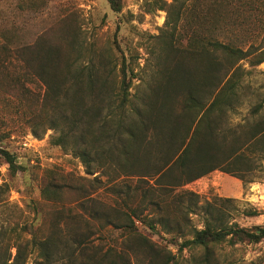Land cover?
Returning a JSON list of instances; mask_svg holds the SVG:
<instances>
[{"label": "trees", "instance_id": "trees-1", "mask_svg": "<svg viewBox=\"0 0 264 264\" xmlns=\"http://www.w3.org/2000/svg\"><path fill=\"white\" fill-rule=\"evenodd\" d=\"M108 2L114 11L122 10V0ZM188 3L186 6L183 2L176 12L168 10L165 26L171 30L164 28L157 36L166 50L160 71L165 81L157 87L150 86L139 105L132 102V80L127 79L125 69L110 90L107 78L100 75L92 62L74 68L75 60L70 52L63 53L64 46L70 50L76 48L73 35L63 39L41 36L32 44L15 48L10 47L9 40L0 43V104L16 110L23 107V118L31 123L35 134H39L40 127L42 134L48 129L56 130L58 134L52 136L51 143L72 148L90 175L97 171L92 165L94 157L100 153L102 160L104 151L108 152V159L101 161V165L104 164L109 174L150 168L142 163L143 158L150 156L142 142L149 129L166 139L164 153L160 156L162 163L151 167L155 169L156 179L169 185L182 186L214 170L236 176L251 171L254 157L246 152H254L256 148L264 150V122L235 129H223L222 122L233 104H238L239 77L244 71L242 62L251 66L263 63L264 49L259 50L253 43L245 49L206 36L233 16L232 0H188ZM182 16H188L192 30L185 46L177 44L174 34ZM15 59L23 73L22 70L16 74L8 72L9 63ZM221 71H224L220 74L222 77L217 74ZM178 73L188 81L178 82L181 84L178 88L184 89L186 96L182 112L175 118L168 106L167 88L168 80ZM35 79L45 86L41 95L34 94L28 86V82ZM111 93L113 99L104 107L102 101ZM15 99L18 103L13 102ZM263 106L264 100L253 110L259 112ZM184 115L189 117L188 122ZM0 159L8 165L12 175L24 168L17 156L7 149L0 148ZM97 179L98 176L86 179L71 173L63 177L52 171V179L45 183L41 195L45 200L56 202L61 201L62 192L78 191L85 199L91 191L89 183L93 187ZM130 192H126L129 197ZM143 197L145 201L147 195ZM217 201L231 202L229 198L206 201L207 217L203 227L192 228V237L179 243V250L186 247L204 250L202 260L191 264H211L214 246L218 243H255L264 239V226L246 228L230 223L231 215L217 206ZM149 204L153 212L146 215L138 213L136 208L129 212L117 208L115 215L95 213L93 216L100 226L94 223L92 233L64 237L60 221L74 217L75 214L69 213L71 208L62 206L40 215L37 201H30L27 206L34 213L33 217L27 213L23 225H16L23 239L11 243L7 240L9 229L0 226V264H132L129 251L134 248L147 251L152 256L151 264L155 260L156 264H171V256L167 257L162 247L140 230L136 220L151 230L160 226L168 233L181 229L182 220L166 203L152 200ZM101 227L121 230L122 241L118 245L110 243ZM97 232L99 241L95 243L92 236Z\"/></svg>", "mask_w": 264, "mask_h": 264}, {"label": "rangeland", "instance_id": "rangeland-1", "mask_svg": "<svg viewBox=\"0 0 264 264\" xmlns=\"http://www.w3.org/2000/svg\"><path fill=\"white\" fill-rule=\"evenodd\" d=\"M183 2L186 6L189 4L188 0H122V10L116 12L111 9L108 0H0V43L9 40L10 47L15 48L32 44L41 36L63 39L66 35H73L76 37V48L70 50L64 46L63 53L70 52L75 60L74 68L92 62L100 75L107 78L110 90L117 84L116 79L121 78L122 69H125L127 79L132 80V102L139 105L150 86L157 87L165 81L160 71L166 50L157 36L164 28L171 30L165 26L168 10L176 12ZM244 2L232 0L233 16L227 22L220 23V28L207 32L206 36L245 49L253 43L262 50L264 0ZM188 19V16H182L174 30L179 46H185L191 35ZM242 65L244 71L240 72L239 77V101L224 116L223 129L264 122V106L259 112L253 110L264 100V62L251 66L243 61ZM8 70L10 74L21 73V70L23 73L16 59L9 63ZM217 74L223 75L224 71ZM180 81L188 80L180 73L168 80L170 86L167 95H170L171 101L168 106L175 118L182 112L186 96L184 89L178 88ZM28 86L36 95H41L45 90L42 81L36 79L28 82ZM112 97V93L105 96L102 101L104 107ZM17 101L15 99L13 102ZM12 105L14 107L16 104ZM184 119L189 121L187 115H184ZM33 129L31 123L23 118V107L16 110L15 107L0 104V148L14 153L24 167L12 175L8 165L0 159V226L9 229L7 240L11 243L23 239L16 225H23L26 215H34L27 206L30 201H37L40 215L62 206L71 208L69 213L75 214L74 217L60 221L64 237L72 234L81 237L92 233L94 223L100 226L97 217L93 216L95 213L115 215L117 208L128 212L136 208L138 213L146 215L153 212L149 204L152 200L166 203L182 220L181 229L168 233L160 226L151 230L140 221L136 220V223L143 233L162 247L167 257L171 256V264H191L202 260V247L179 250V243L192 237V228L203 227L207 217L204 208L206 201L229 198L231 202L224 204L217 201L216 205L231 215L230 223L246 228L264 226V150L260 148L246 152L254 157V169L240 176L214 170L191 183L172 186L169 182L156 179L155 169L152 168L162 163L160 156L164 153L163 144L166 141L152 129L148 130L142 141L143 148L150 152V156L141 160L145 167L150 165V168L138 167L117 175L109 174L104 164L101 165V161L108 159L107 151L102 152V160L100 153L94 157L92 165L97 171L90 175L85 163L72 148L51 143L52 136L58 134L56 130L48 129L42 134L40 127L39 134H35ZM52 171L59 172L63 177L71 173L86 179L98 176V179L93 187L89 183L91 191L85 199L78 191H64L61 201L53 202L41 195L45 183L52 179ZM130 190L129 197L126 192ZM188 192L195 194L191 196ZM144 195L147 197L142 201ZM104 230L102 228V234L107 235L106 240L110 243L118 245L122 241L121 230ZM92 237L98 243V232ZM12 253H15V249H12ZM129 257L132 264H151L152 261V256L144 249L130 250ZM211 264H264V239L255 243H218L214 246Z\"/></svg>", "mask_w": 264, "mask_h": 264}]
</instances>
